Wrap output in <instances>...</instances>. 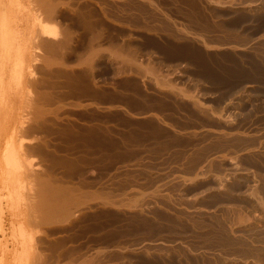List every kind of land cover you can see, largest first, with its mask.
I'll use <instances>...</instances> for the list:
<instances>
[{
  "label": "rangeland",
  "instance_id": "obj_1",
  "mask_svg": "<svg viewBox=\"0 0 264 264\" xmlns=\"http://www.w3.org/2000/svg\"><path fill=\"white\" fill-rule=\"evenodd\" d=\"M24 1L35 72L11 84L0 104V159L12 138L26 151L14 174L19 205L7 203L8 175L0 169V264H202L204 255L218 256L215 264H264L256 198L264 200V115L247 120L264 111V100L243 113L255 104L246 92H263L264 80L259 71L258 81L243 79L236 67L261 64L264 0ZM32 13L43 21L39 31ZM55 23L72 29L68 45L51 37ZM66 186L74 202L55 215L52 195ZM94 223L101 232L90 229ZM20 227L39 246L16 262Z\"/></svg>",
  "mask_w": 264,
  "mask_h": 264
},
{
  "label": "bare ground",
  "instance_id": "obj_2",
  "mask_svg": "<svg viewBox=\"0 0 264 264\" xmlns=\"http://www.w3.org/2000/svg\"><path fill=\"white\" fill-rule=\"evenodd\" d=\"M24 1V0H23ZM23 1L22 0H0V104H1V102H2V99H3V97H4V92L11 86V84H15V83H19V82H21V80H22V78L24 77V75H26V74H28V75H31V76H33V73L35 72L34 71V68H33V66L34 65H32V62L31 61H35V54H34V51L33 52H31L32 50H31V48H32V45H30L31 43H33V41L29 44V41H30V37H29V33H28V29H27V23L26 22H28V20L27 19H25V18H23L22 17V15L23 14H26V13H24L23 12V14L21 15V10H22V8H23V6H24V4H26V3H23ZM82 1V0H81ZM80 1V2H81ZM85 1V0H84ZM24 2H27V1H24ZM30 2V1H29ZM46 2V1H45ZM49 2V1H48ZM67 4L69 3V2H66ZM75 3H76V1H75ZM27 4H28V2H27ZM30 4V3H29ZM28 4V5H29ZM50 4V3H49ZM79 4V3H78ZM45 5V4H44ZM50 5H52L53 6V4L51 3ZM50 5H48V6H50ZM85 5V4H84ZM51 6V7H52ZM55 6V5H54ZM43 7V6H42ZM62 7H64V6H62ZM66 7V6H65ZM68 7V6H67ZM118 7V6H117ZM26 8H28V6L26 7ZM25 8V9H26ZM47 8V7H46ZM53 8V7H52ZM56 8V7H55ZM74 8V7H73ZM63 9H65V8H63ZM70 9V12L69 13H72V11L73 10H71L72 8H69ZM76 9V8H75ZM81 10L79 11L78 10V14L77 15H75V13H74V11H73V14L75 15V16H77L76 17V19H74V23L75 24H77V25H82L83 24V16H84V12H85V9L83 8V6H81V8H80ZM48 10H49V7H48ZM50 10H51V8H50ZM49 10V11H50ZM66 10V9H65ZM68 10V9H67ZM23 11H25V10H23ZM46 11V10H45ZM48 11V12H49ZM42 13V12H41ZM52 13H54V11L52 12ZM93 13V12H92ZM48 14H50V12L48 13ZM43 16H45L44 18H46V20L48 21H51L52 20V14L50 15V19H49V17H48V19H47V16L48 15H46V13L45 14H42ZM263 15V14H262ZM31 16H32V19H33V24L35 25H37V26H39V29H38V31L43 27V21H41V19L39 18V16H38V14L37 13H32L31 14ZM74 17V16H73ZM242 17V16H241ZM56 20L58 21L59 19L58 18H56ZM252 20V19H251ZM262 21H263V19H261ZM54 21H55V19H54ZM249 22V21H248ZM29 23V22H28ZM48 23V22H47ZM51 23H54L53 21L52 22H50V24ZM60 23V22H59ZM59 23H57L58 25H59V29L57 30V31H51V37L54 39V41H56L57 43L56 44H58V46H66V45H68L69 44V41L71 40V37H72V29L70 28V26L69 25H65L64 27H63V25L61 26ZM250 23L251 22H249V25H250ZM32 24V25H33ZM56 23H55V25H57ZM244 24V23H243ZM248 24V23H247ZM255 24V23H254ZM33 25V26H34ZM253 25V24H252ZM30 26V25H29ZM35 27L36 29L38 28V27ZM264 27V26H263ZM34 28V27H33ZM32 28V29H33ZM71 30H70V29ZM31 29V28H30ZM34 30V29H33ZM37 31V30H36ZM36 31H33V32H35L36 33ZM240 31V30H239ZM238 31V32H239ZM34 33V35L36 36V34ZM27 34H29V35H27ZM31 36H32V34H31ZM32 39H33V37H32ZM264 45V44H263ZM27 54H29L28 55V57H27ZM33 54V55H32ZM99 54H101V53H99ZM259 54V53H258ZM262 54V53H261ZM95 55H98V54H96L95 53ZM89 57V56H88ZM91 57V56H90ZM257 57V56H256ZM252 58V57H251ZM241 59V58H240ZM243 59V58H242ZM245 59V58H244ZM255 59V58H254ZM260 60V59H259ZM246 61H247V59H246ZM249 61V60H248ZM237 62V61H236ZM239 62V61H238ZM237 62V63H238ZM245 62V61H244ZM235 63V62H234ZM236 63V64H237ZM232 64V63H231ZM249 64V67L247 66V67H244V66H246V65H244L243 63H242V61H241V63H239L238 65H236V67H238V66H240L239 68L240 69H238V72L237 73H239L238 74V76L240 77V76H244V77H246V78H243V79H247V78H253V79H255L256 77L258 78L259 76H260V74H259V76H258V71L260 72V73H262V75L261 76H263V80H264V48H263V55H262V57H261V64L260 63H255V61L254 60H250V62L249 63H247V65ZM260 65H262V67H261V69L260 68H258ZM51 67V66H50ZM49 67V68H50ZM221 67V66H220ZM234 67H235V64H234ZM52 68V67H51ZM235 69V68H234ZM222 70V69H221ZM233 70V69H232ZM232 70H231V72H232ZM262 72H261V71ZM217 71V70H216ZM224 71V70H223ZM219 72V71H218ZM234 72H235V70H234ZM213 73V72H212ZM220 73V72H219ZM228 74V73H227ZM230 74V73H229ZM234 74V73H233ZM232 74V75H233ZM235 74H236V72H235ZM234 74V76H236ZM27 75V76H28ZM215 75V74H214ZM225 75V74H224ZM223 75V76H224ZM220 76V75H219ZM221 76H222V74H221ZM260 76V77H261ZM32 78V77H31ZM228 78V77H227ZM234 77H232V79H233ZM216 79V78H215ZM241 79V78H240ZM240 79H238V80H240ZM217 80H218V78H217ZM256 80V79H255ZM259 80H261V78L259 79ZM232 81V80H231ZM230 80L229 81H227V82H231ZM236 81H237V79H236ZM256 81H258V80H256ZM255 81V82H256ZM253 82V81H252ZM238 83H239V81H238ZM264 83V82H263ZM39 84V83H38ZM236 84V82H233L232 83V86L233 85H235ZM255 84V83H254ZM264 85V84H263ZM262 86V85H261ZM12 87V86H11ZM263 89H264V87H262ZM12 90V89H11ZM51 90H47L46 92H45V95H46V97L48 98V99H50L51 100V97H52V94L51 93H49ZM12 92V91H11ZM264 92V91H263ZM186 97V96H185ZM196 103V102H195ZM200 103V102H199ZM198 104V103H197ZM199 105V104H198ZM203 104H201V106H202ZM1 106V105H0ZM80 107V106H79ZM56 107H47V106H44V110H45V112H50V111H52L53 109H55ZM22 124V115H20V117H19V119H18V126H17V129H16V131L17 132H21L22 130H23V126L21 125ZM15 134V133H14ZM14 134L12 135L13 137H15L14 136ZM22 136H23V133L21 134ZM19 137V136H18ZM13 139V138H12ZM11 139V141H10V145H9V147H8V149L5 151V153L3 154V156L1 157V159H0V169H3L4 171H5V173H7V175H8V180H7V182L5 183V186H4V190L6 189V191H7V203H10V204H13L14 202L16 203L17 202V204H18V202H19V198H20V194H19V183L17 184L16 182H18V181H16V179H15V176H14V174H15V172H16V174H17V171L19 170V168H20V162H21V157H22V154H26V153H22L23 152V150H24V144H23V142H22V140H16V141H18L17 143H14L15 142V140L13 141ZM18 139V138H17ZM20 139H21V137H20ZM23 139V138H22ZM25 151V150H24ZM26 152V151H25ZM6 175V176H7ZM12 176H14V178L12 177ZM17 176V175H16ZM7 179V178H6ZM17 179H18V177H17ZM263 179V178H262ZM263 186H264V184H263ZM262 187V186H261ZM73 187H71V186H66V187H57L56 188V190H55V192L53 193V195H52V201H51V205L49 206L50 208H51V211L53 212V214H55V215H57L60 211H59V209L60 208H62V204H63V202H62V204L59 202V201H61V200H63V198H65V197H68V199H72V197H73V190L74 189H72ZM237 188V187H236ZM255 188V187H254ZM253 188V189H254ZM257 189V188H256ZM259 189V188H258ZM263 189H261L260 191H262ZM259 191V192H260ZM264 191V190H263ZM255 192V191H254ZM240 193V192H239ZM252 193V192H251ZM256 193H257V191H256ZM261 193V192H260ZM259 193V194H260ZM263 193V192H262ZM241 194V193H240ZM239 194V195H240ZM259 194H256V195H259ZM249 195H250V197L251 196H253V194H250L249 193ZM255 195V194H254ZM262 195V194H261ZM255 197V196H254ZM254 197H252V198H254ZM264 197V196H263ZM6 198H4V199H6ZM247 198V197H246ZM256 198H257V203H259L260 205L259 206H261L260 207V209L261 208H263V210H264V200L261 198V196L260 197H258V196H256ZM255 199V198H254ZM64 200H67V198H65ZM249 200H250V198H249ZM68 201V200H67ZM244 201V200H243ZM250 201H252V200H250ZM254 201H256V200H254ZM247 202H248V200H247ZM64 203H65V201H64ZM243 203V202H242ZM235 204V203H234ZM239 204V203H238ZM246 204V203H245ZM19 205V204H18ZM243 205H244V203H243ZM253 205H254V203H253ZM13 206V205H12ZM63 206H64V204H63ZM237 206V205H236ZM236 206H234V207H236ZM239 206H241L240 204H239ZM246 206V205H245ZM250 206H252L251 204H250ZM255 206H256V204H255ZM258 206V207H259ZM65 207V206H64ZM63 207V208H64ZM70 207V206H69ZM69 207H67V205H66V207L64 208L65 210H66V208H69ZM242 207V206H241ZM247 207H249V206H247ZM232 208V207H231ZM244 208V207H243ZM246 208V207H245ZM249 208H251V207H249ZM234 209V208H233ZM236 209H239V208H235L234 210H236ZM257 209V208H256ZM61 211H63L62 209H60ZM263 210H261V212L263 211ZM230 211H232V209L230 210ZM237 211H239V213H241L240 212V209L239 210H236V212ZM246 211H248V209L246 210ZM235 212V211H234ZM233 212V213H234ZM243 212V211H242ZM245 212V211H244ZM232 213V212H231ZM63 214V213H62ZM62 214L60 213V215L62 216ZM76 214H78V213H76ZM244 214V213H243ZM231 215H233V214H231ZM249 215V214H248ZM264 215V214H263ZM238 216H241V215H238ZM262 216V215H261ZM76 217V216H75ZM245 217V216H244ZM238 218V217H237ZM236 218V219H237ZM240 218V217H239ZM246 219V220H245ZM247 219H248V217L247 218H244V220H243V218H241V221L242 222H240V224H241V226L243 225L242 223H244L243 221H246L245 223H247ZM250 219V218H249ZM248 219V220H249ZM220 220V219H219ZM238 220V219H237ZM254 220V219H253ZM259 220H261V219H259ZM232 221V220H231ZM234 221L236 222V220L234 219ZM238 221H240V219L238 220ZM252 221V220H251ZM251 221H248V223L249 222H251ZM255 221V220H254ZM253 221V222H254ZM262 221V220H261ZM70 222V221H69ZM220 222V221H219ZM221 222H223V221H221ZM233 222V221H232ZM264 222V221H263ZM225 223V222H224ZM227 223V222H226ZM247 223V224H248ZM260 223V222H259ZM57 224V223H56ZM59 224V223H58ZM58 224H57V227H61V228H63V229H68L70 226H66L65 224H59V225H61V226H58ZM69 224V223H68ZM222 224V223H221ZM221 224H220V226H221ZM70 225V224H69ZM245 225V224H244ZM255 224H253V226H254ZM20 226V225H19ZM71 226H75L76 227V229H79V230H81V226L80 225H78L77 224V222H73V224H71ZM219 226V225H218ZM217 226V227H218ZM224 224H223V228H224ZM247 226V225H246ZM249 226V225H248ZM247 226V227H248ZM263 226H264V224H263ZM54 227V226H53ZM230 227V226H229ZM228 227V228H229ZM231 227H233V226H231ZM239 227V226H238ZM243 227V226H242ZM261 227V226H260ZM234 228V227H233ZM245 228V227H244ZM251 228V227H250ZM262 228V227H261ZM84 229V228H83ZM88 229V228H87ZM90 229H93L94 231H98V232H101V227H100V225L97 223H94V224H91L90 225ZM222 229V228H221ZM220 229V230H221ZM227 229V228H226ZM235 229H238L237 227L235 228ZM257 229V228H256ZM255 229V230H256ZM218 230V229H217ZM229 230V229H228ZM227 230V231H228ZM234 230V229H233ZM247 230V229H246ZM249 230V229H248ZM261 231L262 230H264L263 228L262 229H260ZM84 231H86V229H84ZM223 231H225V230H223ZM239 231V230H238ZM221 232L222 231H220V234H221ZM230 233H231V231H229ZM237 232V231H236ZM243 232V231H242ZM257 232V231H256ZM14 233H17L16 235L14 234ZM13 234H14V236L16 237V239H17V243H16V245H17V248H15L16 249V251L15 252H17L16 253V256H15V261L16 262H22V261H24V260H26V257L28 256L27 254H28V252L31 250V248H33V249H35V247L36 246H39V244H38V241L37 240H35V236L33 235V233H29L27 230H25V228H22V227H20V228H18L17 230H15V232H14ZM224 233V232H223ZM235 233V232H234ZM244 233V232H243ZM245 233H246V231H245ZM249 232H247L246 234H248ZM260 233H262V232H260L259 231V234ZM257 234V233H256ZM259 234H257V235H259ZM69 235V234H68ZM97 235H100V234H97ZM223 235V238L225 237V234H222ZM226 235H228V234H226ZM232 235H235V234H230V236H232ZM243 235H245V234H243ZM263 235V234H262ZM215 236H218V235H215ZM221 236V235H220ZM235 236H237V234L235 235ZM235 236H234V238H235ZM252 236H253V234H251V238H252ZM261 235H259L258 237H260ZM203 238H204V236H202ZM201 237V238H202ZM214 236H212L211 237V239L213 238ZM238 237V236H237ZM236 237V239H238ZM246 237V236H245ZM264 237V236H263ZM14 238V237H13ZM100 238V237H99ZM200 238V239H201ZM206 238V237H205ZM208 238V237H207ZM219 238V237H218ZM251 238H249L250 240H251ZM254 238H255V236H254ZM253 238V239H254ZM214 239H215V237H214ZM214 239H212V240H214ZM228 239V238H227ZM226 239V240H227ZM229 239L230 240H232L230 237H229ZM242 240H244V237H242L241 238ZM247 239H248V236H247ZM248 239V240H249ZM258 239V238H257ZM261 239V238H260ZM205 240V239H204ZM207 240V239H206ZM223 240V239H222ZM224 240H225V238H224ZM230 240H227V242L228 241H230ZM234 240V239H233ZM242 240L240 241V243L239 244H241V243H243L244 244V242L246 241H244V242H242ZM247 240V241H248ZM264 240V239H263ZM203 241V240H202ZM202 241H200V243L202 242ZM219 241V240H218ZM221 241V240H220ZM219 241V242H220ZM252 241V240H251ZM209 242V241H208ZM212 242V241H211ZM216 242V241H215ZM214 242V243H215ZM224 242V241H223ZM231 242V241H230ZM234 242V241H233ZM260 243V241H257V243ZM262 242V241H261ZM205 243V242H204ZM218 243V242H217ZM252 243V242H251ZM263 243V242H262ZM38 244V245H37ZM210 244V243H209ZM219 244H221V243H219ZM231 244V243H230ZM230 244H228V245H230ZM234 244V243H233ZM233 244H231V245H233ZM246 244V243H245ZM245 244L244 245H242V246H245ZM249 244V243H248ZM254 244H256V243H254ZM253 244V245H254ZM261 244V243H260ZM201 246H202V243L200 244ZM206 245H207V243H206ZM205 245V246H206ZM211 245V244H210ZM218 244H215V246H217ZM225 245V244H224ZM224 245H222V246H224ZM235 245V244H234ZM200 246V247H201ZM205 246H202V247H205ZM214 246V245H213ZM213 246H211V248H212V250H213ZM222 246H220V247H222ZM225 246H227V245H225ZM236 246H237V244H236ZM235 246V247H236ZM239 246V245H238ZM241 246V245H240ZM255 246V245H254ZM74 247V246H73ZM209 247V246H208ZM207 247V248H208ZM228 247V246H227ZM233 247V246H232ZM235 247H233V248H235ZM247 247H248V245H247ZM246 246L244 247V249L245 248H247ZM258 247V246H257ZM88 248V247H87ZM210 248V247H209ZM216 248V247H215ZM218 248V247H217ZM223 248V247H222ZM229 248V247H228ZM241 248V247H240ZM243 248V247H242ZM242 248H241V251H242ZM259 248V247H258ZM257 248V249H258ZM261 248V247H260ZM14 249V250H15ZM37 249V248H36ZM236 249V248H235ZM239 249V248H238ZM243 249V250H244ZM263 249V247L261 248V250ZM211 250V249H210ZM215 251L217 250V249H214ZM214 250H213V252H214ZM224 250H226L227 251V249L225 248ZM230 250L231 251H233V249H231L230 248ZM240 250V249H239ZM252 250V249H251ZM201 251V250H200ZM205 251V250H204ZM229 251V250H228ZM227 251V252H228ZM236 251L237 250H235L234 251V253L236 254ZM245 251V250H244ZM258 251H260V249H258ZM62 252V251H61ZM76 252L78 253V251L76 250ZM98 253H96V254H99V252H102L101 250H98L97 251ZM203 252V251H202ZM212 251H210L209 253H211ZM221 252V250L219 251L218 250V254ZM252 252V251H251ZM255 252H257V251H255ZM224 253V256L226 255L225 254V252H223ZM231 253V252H230ZM233 253V254H234ZM242 254L244 253V252H241ZM246 253V252H245ZM247 253H248V251H247ZM246 253V254H247ZM252 253H254V252H252ZM102 254V253H101ZM203 254V253H202ZM205 254L207 255L208 254V252L206 253L205 252ZM214 254H216V253H214ZM214 254H212V255H214ZM220 254H222V252L220 253ZM219 254V255H220ZM232 254V255H233ZM238 254H240V253H238ZM257 254V253H256ZM260 254V253H259ZM204 255V254H203ZM210 256H212L211 254H209ZM237 255V254H236ZM244 255V254H243ZM76 256V255H75ZM98 256H100V255H98ZM199 256V255H198ZM215 257H216V255H214ZM228 256V255H227ZM229 256H231V255H229ZM234 256V255H233ZM239 256V255H238ZM246 257H247V255H245ZM255 256H257V255H255ZM260 256V255H259ZM95 257V256H94ZM215 257H212V259L213 258H215ZM218 257V256H217ZM216 257V258H217ZM232 257V256H231ZM241 257V256H240ZM240 257H238V258H240ZM263 257H264V253H263ZM263 257H262V259H263ZM200 257H198V259H199ZM209 258V257H208ZM224 258V257H223ZM226 258V257H225ZM230 258V257H229ZM237 258V259H238ZM251 258V257H250ZM256 258V257H255ZM258 258V257H257ZM256 258V259H257ZM201 259V258H200ZM203 260L201 261L202 262V264H209L210 262H211V264H215V262L212 260V259H210L209 258V260L210 261H208V259H207V257L204 255L203 256V258H202ZM219 259V258H218ZM222 259V258H221ZM220 259V260H221ZM231 259V258H230ZM232 259H233V257H232ZM242 259V258H241ZM244 259H246V258H244ZM248 259V258H247ZM86 260V259H85ZM84 260V261H85ZM88 260V259H87ZM86 260V263H84V261H82V263L81 264H88V261ZM196 260H197V258H196ZM212 260V261H211ZM226 260V259H225ZM94 261V260H93ZM219 261V260H218ZM218 261H216V262H218ZM226 261H228V260H226ZM230 261V260H229ZM229 261H228V263H229ZM231 261H233V260H231ZM240 262H241V260H239ZM242 261H243V259H242ZM248 261H250L249 259H248ZM198 262H200V261H198ZM214 262V263H213ZM247 262V261H246ZM257 262V261H256ZM264 262V261H263ZM70 264H71V262H69ZM222 263H223V259H222ZM225 263V262H224ZM228 263H226V264H228ZM234 263H235V261H234ZM245 263V262H244ZM252 263V262H251ZM250 263V264H251ZM253 263H254V261H253ZM258 263V262H257ZM188 264H190V263H188ZM219 264V263H218ZM231 264V263H230ZM238 264V263H237ZM239 264H241V263H239Z\"/></svg>",
  "mask_w": 264,
  "mask_h": 264
},
{
  "label": "flooded vegetation",
  "instance_id": "obj_3",
  "mask_svg": "<svg viewBox=\"0 0 264 264\" xmlns=\"http://www.w3.org/2000/svg\"><path fill=\"white\" fill-rule=\"evenodd\" d=\"M254 29V27H252V26H248L247 27V31H252ZM249 86H252V84H248ZM246 93H248L249 94V99H252L253 101H254V103L255 104H251V103H248L247 105H245L246 106V109L243 111V113H247L248 111H253V110H255L257 107H259V106H253V105H256L259 101H263L264 100V92H262L260 89L258 90V89H252V90H250V91H248V92H246ZM254 98H258L257 100L258 101H256V99H254ZM247 99V97H245L244 98V100H246ZM224 99H223V97H218L217 98V101H223ZM225 102H227V100L225 101ZM233 102H235V103H237V102H239L238 100H233ZM223 106H225L226 105V103H223L222 104ZM229 105V104H228ZM227 105V106H228ZM233 106H235L236 104H232ZM260 106H264L263 104L262 105H260ZM260 115H264V111H262V112H259V113H254V114H252V115H249V117L247 118V120L249 121H252V120H254V119H256L257 118V116H260ZM244 115H239V117H243Z\"/></svg>",
  "mask_w": 264,
  "mask_h": 264
},
{
  "label": "crops",
  "instance_id": "obj_4",
  "mask_svg": "<svg viewBox=\"0 0 264 264\" xmlns=\"http://www.w3.org/2000/svg\"><path fill=\"white\" fill-rule=\"evenodd\" d=\"M65 198H67V200H64ZM65 198H63V200H61V201H59L60 203H64V201H65V203H71L72 201L74 202V200L73 199H68V197H65ZM64 203V204H65ZM136 248H139V245L138 246H136ZM122 251H124V249H121ZM137 251H138V249H137ZM115 261H112V260H110V258H109V262H108V264H111V263H114Z\"/></svg>",
  "mask_w": 264,
  "mask_h": 264
}]
</instances>
